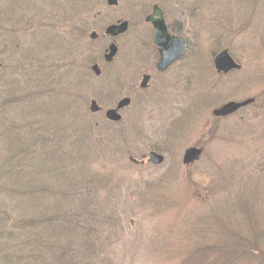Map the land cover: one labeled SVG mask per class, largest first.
<instances>
[{
    "label": "rangeland",
    "instance_id": "obj_1",
    "mask_svg": "<svg viewBox=\"0 0 264 264\" xmlns=\"http://www.w3.org/2000/svg\"><path fill=\"white\" fill-rule=\"evenodd\" d=\"M201 1L197 14L175 17V30L189 41L199 64L207 67L214 53L227 49L241 70L219 77L209 68L200 77L178 80L179 67L164 75L147 72L148 90L131 93L122 121L109 125L103 113H89V102L96 100L105 111L129 93H104L100 82L88 78L87 53L72 51L82 45L69 35L71 12L64 18L55 7L60 1L54 6L48 0H0V264L29 262L22 225L42 213V201L24 190L28 165H20L15 148L42 126L69 135L79 125L83 139V122L99 123L90 137L103 146L88 138V146L79 145L99 176L89 187L102 202L105 225L87 252L79 249L85 264H264V0L239 7L236 0ZM94 2L101 10L97 29L102 19L132 18L127 0L116 9ZM149 33L145 26L129 28L117 59L104 71L111 84L120 83L121 70L135 86L140 71H151L154 50L148 39L140 43ZM40 37L48 39L40 44ZM103 49L94 46L90 59ZM134 58L137 70L127 65ZM149 96L153 106L142 108ZM251 98L232 116L212 115L228 101ZM189 147L203 152L184 165ZM151 151L164 156L162 165L147 162ZM82 166L78 160L67 175L77 177ZM46 168L41 179L47 186L56 178Z\"/></svg>",
    "mask_w": 264,
    "mask_h": 264
},
{
    "label": "trees",
    "instance_id": "obj_2",
    "mask_svg": "<svg viewBox=\"0 0 264 264\" xmlns=\"http://www.w3.org/2000/svg\"><path fill=\"white\" fill-rule=\"evenodd\" d=\"M35 34L38 36V32ZM43 39L40 37V44ZM83 58L89 59L87 55ZM83 123L80 126L83 139L76 133L79 125L71 129L69 135L50 129V126H42L37 134L30 133V137L21 138L22 143L15 148L21 156L20 165H28V171L22 174L27 177L23 178L28 185L24 190L33 191L30 192L31 199L43 203L40 216L24 220L22 225L29 238V262L26 264H85L80 250L87 252L89 244L98 240L95 233L105 227L100 219L102 202L89 187L92 180L99 176L91 171V163L85 159V151L80 147L89 145L86 143L89 141L84 139L92 140L90 133L99 127V123ZM101 141L92 140L91 143L103 146ZM93 157L98 159L94 154ZM78 160L83 164L81 173L77 177L73 172L67 175L66 171L71 170ZM46 166L47 170H53V177L56 178L47 186L41 179V170ZM35 179H40L41 187L34 189L30 183H35ZM28 190L23 195L28 194ZM76 245L77 248H73Z\"/></svg>",
    "mask_w": 264,
    "mask_h": 264
},
{
    "label": "flooded vegetation",
    "instance_id": "obj_3",
    "mask_svg": "<svg viewBox=\"0 0 264 264\" xmlns=\"http://www.w3.org/2000/svg\"><path fill=\"white\" fill-rule=\"evenodd\" d=\"M49 3H55V1H57V3L60 1L61 4H57L55 7L59 10V13H61L63 15L64 18H66L67 13L71 12L72 15H70L71 20L69 22V35L71 38V40H77V42L79 43V45L82 46H87L84 50H82V46L77 49V51L73 50L72 51L74 53H79V54H83V53H87V56L89 57V66H88V78L90 79V77L93 80H96L98 82H100L99 84H101L100 86H98L99 89L102 90V92H116L118 91V93H120L122 90H126L127 93H129V96H125L123 98H129L130 100H132V94L138 90L139 93H145L150 84H151V75L147 72H151L152 70L155 71V73H157L158 75H164L167 72L171 71L172 68H178L177 71V80H178V76H190V77H200L203 74V72L205 73V71H209V68L215 73L216 76H228L231 75L235 72H238L237 70H232L230 72H228L227 74H222V73H217L216 70L214 69V58L222 51L227 50V49H223L221 51H218L217 53H214L212 60L210 61L211 63H209L206 66H203L202 63L199 64L198 61V57L196 55H198L197 53H192L191 49H190V44L189 41L181 38L178 34V32L175 30L174 26L176 24V20L175 17L176 16H180V15H184L185 12L191 11L194 12L195 14H197V10L200 9L199 7V3L202 4L201 0H196L193 2V4H189V0H127V6L129 9V13L132 14V18L131 19H123L121 17H117L116 19H114L113 21L110 22H105L103 19L101 21V25L99 26V29H97V24L100 22L101 18L97 21V19L100 17L101 15V10H97L96 4L97 2H94V0H48ZM121 0H115L114 4L109 5L108 4V0H104V3L107 7V9H116L119 5ZM251 3L252 0H236L235 3H237V6H241L244 3ZM76 3L78 5H81V3L85 6L84 8L81 6H77ZM157 9L158 12H160L161 18L163 20V24L166 28V32L168 34V36L170 38H176L181 42H185L186 44V52L183 53L180 58L178 60H176L175 62H173L172 64H170L164 71H160L157 68V65L160 61V56H159V51H158V47L155 44V31H154V27L153 25L146 21V19L148 17H150L151 15H153L154 9ZM264 8V5L261 6V10ZM77 10H79L80 14H76ZM94 10L96 11L95 13ZM226 12V11H225ZM58 17V16H57ZM224 18V17H223ZM222 18V19H223ZM58 20L60 21V18L58 17ZM123 23H126V31L122 34L119 35H115L112 36V34L107 33V28L110 26H119ZM134 26L136 28L139 26H145L147 28H149L150 33L143 36L145 38V41L140 42L141 44L145 45L147 42L146 40L148 39V41L151 43L152 48L154 50V56H153V63L151 65V71H147V70H142L140 71L141 74V79L139 81V83L136 82V86H135V82L130 80V76L128 75V73L124 70H121L119 73V76L116 78L117 81H119V84L113 83L111 84V82L109 81V76H105L106 73L104 72L108 67H111L114 63V61L117 59L118 54H119V42L121 41V39L126 35V33L128 32L129 28L131 26ZM28 27V26H27ZM38 32V31H37ZM177 32V33H176ZM135 38L136 36L133 35ZM99 43H101L104 46L103 51H101L98 55L97 58H91V55H89L90 53H92L93 51V47L94 46H98ZM111 45H114L117 49V52L115 54V56L110 60V61H106L105 57L109 54V47ZM75 49V47H74ZM228 51V50H227ZM196 54V55H195ZM229 56L234 60V62L237 63V61L231 56V54L228 51ZM73 57L77 56V55H72ZM136 58L134 59H130L127 62L128 67H131L135 70L136 69ZM239 64V63H238ZM92 66H97L98 70H99V75H96L94 73V71H92ZM207 68V70H206ZM204 70V71H203ZM211 72V71H209ZM188 75V76H187ZM144 76H148L149 79L146 83V86L142 89L141 88V83L143 81V77ZM176 81H173L172 84H176ZM109 81V83H108ZM118 85V86H117ZM173 86V85H172ZM174 87V86H173ZM172 88V87H171ZM202 88V87H201ZM136 91V95L138 93ZM132 93V94H131ZM131 94V96H130ZM138 99V97L136 96V100ZM143 101V107L142 108H147V107H151L153 106L152 103V98L149 96L145 99L142 100ZM116 105L110 107L114 108Z\"/></svg>",
    "mask_w": 264,
    "mask_h": 264
},
{
    "label": "water",
    "instance_id": "obj_4",
    "mask_svg": "<svg viewBox=\"0 0 264 264\" xmlns=\"http://www.w3.org/2000/svg\"><path fill=\"white\" fill-rule=\"evenodd\" d=\"M115 0H108V4H114ZM146 21L150 22L155 31V44L158 47L160 61L157 65V68L160 71H164L170 64L175 62L180 58V56L186 52L185 42H181L176 38H170L166 32V28L163 24L160 12L155 8L153 15L148 17ZM126 31V23H123L119 26H110L107 28V33L112 34V36L122 34ZM117 49L114 45L109 47V54L105 57L106 61H110L116 54ZM214 69L217 73L227 74L232 70H239L240 66L236 64L233 59L229 56L228 51L224 50L220 52L214 58ZM92 71L96 75H99V70L97 66H92ZM149 77L144 76L141 83V88L143 89L146 86ZM254 102V99H246L242 102H227L222 106L214 109L212 115L214 117H226L229 116L239 109L251 104ZM131 100L129 98L120 99L114 108L107 109L104 112V117L107 121L112 123H119L122 119L120 111L129 107ZM102 111L101 107L98 106L97 102L92 100L89 104V112L91 114H97ZM202 154V150L190 147L186 149L182 156V163L184 165H190L197 161ZM135 162L134 160H132ZM147 162L151 165H161L164 162V157L161 154H158L154 151L148 154Z\"/></svg>",
    "mask_w": 264,
    "mask_h": 264
}]
</instances>
